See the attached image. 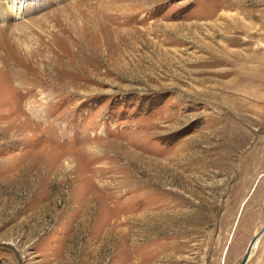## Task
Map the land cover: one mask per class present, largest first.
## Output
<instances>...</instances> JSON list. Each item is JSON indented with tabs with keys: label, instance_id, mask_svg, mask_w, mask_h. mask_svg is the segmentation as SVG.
I'll return each mask as SVG.
<instances>
[{
	"label": "rangeland",
	"instance_id": "374dc122",
	"mask_svg": "<svg viewBox=\"0 0 264 264\" xmlns=\"http://www.w3.org/2000/svg\"><path fill=\"white\" fill-rule=\"evenodd\" d=\"M0 15V264H238L263 226L264 0Z\"/></svg>",
	"mask_w": 264,
	"mask_h": 264
},
{
	"label": "water",
	"instance_id": "95a60500",
	"mask_svg": "<svg viewBox=\"0 0 264 264\" xmlns=\"http://www.w3.org/2000/svg\"><path fill=\"white\" fill-rule=\"evenodd\" d=\"M264 231V199H263V226L262 228L253 236V238L249 241L246 250L243 254V256L241 257L240 261L238 262V264H245V262L247 261L249 252L251 247L253 246L255 240L257 239V237Z\"/></svg>",
	"mask_w": 264,
	"mask_h": 264
},
{
	"label": "crops",
	"instance_id": "0c3cea01",
	"mask_svg": "<svg viewBox=\"0 0 264 264\" xmlns=\"http://www.w3.org/2000/svg\"><path fill=\"white\" fill-rule=\"evenodd\" d=\"M261 46H263L264 47V41L261 43ZM261 49V48H260ZM257 109H259L260 107H262L263 109H264V105H262V106H255ZM264 111V110H263Z\"/></svg>",
	"mask_w": 264,
	"mask_h": 264
},
{
	"label": "bare ground",
	"instance_id": "6f19581e",
	"mask_svg": "<svg viewBox=\"0 0 264 264\" xmlns=\"http://www.w3.org/2000/svg\"><path fill=\"white\" fill-rule=\"evenodd\" d=\"M1 16V15H0ZM16 27V26H15ZM0 30H2L1 28H0ZM246 263V262H245Z\"/></svg>",
	"mask_w": 264,
	"mask_h": 264
}]
</instances>
